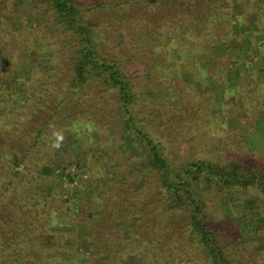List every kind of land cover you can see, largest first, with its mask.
Listing matches in <instances>:
<instances>
[{"label": "trees", "instance_id": "16d2710c", "mask_svg": "<svg viewBox=\"0 0 264 264\" xmlns=\"http://www.w3.org/2000/svg\"><path fill=\"white\" fill-rule=\"evenodd\" d=\"M9 1L0 0V225L5 226L0 228V264H75L71 232L58 226H65L70 204L77 202L63 199L55 181L49 187L43 180L63 174L56 168L65 161L63 153L70 154L61 145H70L75 129L106 126L114 129L109 147L121 153L124 168L106 172L108 202L83 206L77 223L99 240H117L118 248H111L106 260L95 252L94 259L80 264H124L125 259L129 264L132 258L139 264H198L190 249L195 244L202 247L205 264H234L209 227L208 214L215 210L211 192L238 198L248 192L245 203H263L249 192H264L262 166L196 152L173 157L142 122L149 113H163L160 100L152 98L153 77L168 78L171 89H159L173 108L180 102L171 100L172 89L180 98L183 88L209 85L216 73L223 78L225 95L235 88L224 77L243 56L245 35L264 32V0H116L105 4L111 6L110 23L98 37L85 16L90 0L87 6L84 0H26L25 6ZM96 3L92 8H98ZM141 11L142 18H132ZM126 32L129 40L143 42L152 58L141 57L139 49L129 55L122 40ZM220 45L224 53L217 55L214 47ZM105 92L116 103L112 120L99 104ZM199 94L211 102L214 98L212 106L222 104L210 88ZM188 96L186 111L195 108L197 98ZM217 116L213 124L219 123ZM196 120L190 113L179 118L184 124ZM21 164L30 175L18 181L15 168ZM65 176L74 177L69 170ZM27 238L35 256L15 246ZM99 250L103 254L105 247Z\"/></svg>", "mask_w": 264, "mask_h": 264}, {"label": "rangeland", "instance_id": "374dc122", "mask_svg": "<svg viewBox=\"0 0 264 264\" xmlns=\"http://www.w3.org/2000/svg\"><path fill=\"white\" fill-rule=\"evenodd\" d=\"M16 1L19 6H25L27 2L26 0ZM115 1L90 0L91 9L89 8L85 12V16L90 23L94 24L95 37H98L100 32L108 30L110 23L108 14L111 6L105 4H111V2ZM214 1L217 3L220 0ZM93 2H97L98 8H92ZM87 4V1L84 0L83 5L87 6ZM128 10L133 12L134 8H128ZM134 15L132 18L143 17L142 11ZM247 29L239 28V30L246 31ZM122 38L128 47L127 50H130L129 55L139 49L141 57L144 59L152 58L147 53L143 42L129 40L127 32ZM144 38L143 40L146 42L147 39ZM240 45H242L244 50L243 56L240 57L241 59H239L236 66L227 71V77H224L227 80L228 84L226 85L228 87L236 86L228 90L226 95L223 78L220 77L219 73L212 75L209 85H203L202 87L197 82L195 86L193 84L189 85L191 78L187 77L186 81L189 83L186 82V84L190 88L186 90L183 88L180 92V98L177 91L171 90V100L180 102H175L177 105L173 108V105H169L165 101L162 89H159L162 86L164 88L166 85L171 89L170 85L166 84L168 78L165 75H160L158 80L156 77L149 80L152 81L153 90H155L152 98L160 100L162 109H159L163 113L160 116L161 118L156 114L150 115L149 113L142 124L151 127L149 129L155 134L154 138L162 141L167 152L173 157L185 158L196 152L199 156L218 158L221 161L240 160V162L248 166L260 164L264 173V73L262 72L264 70V32L248 33ZM214 49L217 55L224 53L221 45L214 47ZM162 50H165V48ZM140 63L137 62L138 65H141ZM34 65H36V62L28 64L25 70L30 69ZM241 78H243V82L240 81ZM193 86L194 88L191 89ZM209 88L214 92L215 98L222 104L212 106L214 98L213 102L207 97L199 98V93L203 89L208 90ZM189 92L193 98L196 96L197 98L194 102L195 108L192 110L187 109V111L190 115H195L197 120L193 123L184 124L183 121H179V118L182 117L184 119L189 114L183 109L188 105ZM99 104L107 120H112L117 116L116 103L114 104L113 101H110L107 92H105V98L102 97L99 100ZM147 104L151 107L149 103H140V106L144 107ZM214 113L218 115L216 118V122H219L218 124H213ZM181 126H183V129H178ZM113 131V127L109 126L93 129L90 127L86 131L81 128L75 129V134L73 133L74 135L71 136L69 141L70 145H61V148L67 149L70 154L63 153L65 161L63 160L62 166L56 168V172H59V174L63 172V174L53 178L45 177L43 180L44 186L47 185L49 187L52 181H55L57 185L54 189L61 193L63 199L68 200L70 196L72 202H77L76 205L70 204V214H72L71 217L67 216L65 218V226H58L65 233L71 232L69 241L73 251L70 259L75 261V264H80L86 260L91 261L92 258L94 259L93 253L95 252V254H99L97 256L106 260L109 255L108 251L111 248H118L117 240H109L106 237L99 240L95 232L87 231L82 223H77L79 214L85 206V209H93L98 208L102 204L105 206L108 202L110 193L105 195V187L110 174L106 175V172L124 168L121 153L113 152V148L109 147L112 143L110 137L115 134ZM71 156L72 162L69 161ZM114 159H116L115 162ZM113 164L114 166L112 167ZM15 170L19 172L14 178L15 180L20 181L25 175H30L22 164ZM68 170L73 173L72 181H69L65 176V172ZM104 178L105 181H102L101 179ZM92 190H94L93 194L91 193ZM98 192L103 194L99 196L97 195ZM249 192L258 194L264 200V192L257 193L250 190ZM211 196L214 199L215 210L208 214L209 227L220 236L233 263L264 264V202L252 201L248 204L245 203L244 198L249 196L248 192L242 194L241 198H238L235 194L216 193L214 191L211 192ZM54 197V200L50 199L52 209L57 204L55 200L58 199L57 195H54ZM5 206L4 204L2 207L5 208ZM2 219V213L0 212V220ZM239 220H245V223ZM230 221L233 222L234 226L230 224ZM72 224H74L75 228H71ZM119 224L114 223L117 228L120 227ZM0 228H5L4 224H1ZM176 230H179V227H176ZM117 234H113L111 238L118 236ZM16 240L19 241L18 239ZM15 246L23 252L26 249L31 250L32 242L31 239L27 238L22 240L21 246L17 244ZM99 246L105 247L103 254L99 253ZM190 249L195 254L198 264H205L202 247L195 244ZM31 256H35L33 251ZM123 263L127 264V260L125 259ZM129 264H139V262L136 258H132ZM172 264L176 263L173 262Z\"/></svg>", "mask_w": 264, "mask_h": 264}]
</instances>
